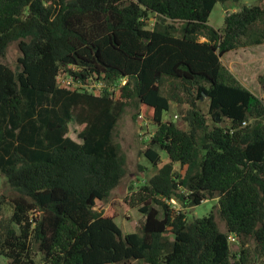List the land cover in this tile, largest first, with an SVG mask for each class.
Instances as JSON below:
<instances>
[{"label": "trees", "instance_id": "1", "mask_svg": "<svg viewBox=\"0 0 264 264\" xmlns=\"http://www.w3.org/2000/svg\"><path fill=\"white\" fill-rule=\"evenodd\" d=\"M225 2L241 8L216 30L208 18ZM13 43L15 68L0 61L8 264H264V99L221 61L264 44V0H0V59ZM63 74L81 86L62 87ZM96 82V94L82 87ZM166 82L185 99V129L163 119L179 100ZM128 106L154 126L144 158L167 162L125 199L143 220L124 235L98 204L126 173L113 134ZM212 199L190 223L167 203Z\"/></svg>", "mask_w": 264, "mask_h": 264}, {"label": "rangeland", "instance_id": "2", "mask_svg": "<svg viewBox=\"0 0 264 264\" xmlns=\"http://www.w3.org/2000/svg\"><path fill=\"white\" fill-rule=\"evenodd\" d=\"M246 1V0H243ZM241 5L232 2L216 3L208 18V25L216 30L223 27L224 18L234 12H238ZM150 20L147 23V29L152 28L155 17L149 16ZM203 41V39H201ZM221 59L223 65L229 70L232 69L239 77L245 79L250 78L255 81L256 90H252L253 94L260 99L264 97V44L260 46H243L237 48ZM235 55V56H228ZM250 61L248 66L235 64L241 59ZM19 51L15 43L10 44L4 58L0 61L8 67L14 69L16 66ZM246 57V58H245ZM61 85H65L68 81L66 76L61 75L58 79ZM95 85V84H94ZM175 89L171 82H166L163 87V94L170 96L172 93L178 96L179 100L173 99L169 111L163 114V119L172 121L185 129L186 122L184 120L187 104L182 94H175ZM198 107L203 114H207V101L202 99L198 103ZM137 111L132 106H128L124 113L119 118L114 130L113 140L120 147L121 153L125 157V176L119 185L112 191L110 197L105 203L98 204V209L104 216L112 217L115 224L119 227L121 232L125 234L134 233L139 227V222L143 220L142 215L136 209H130L125 203V199L130 193L143 186L153 175L156 174L159 167L167 162L164 153H160L161 162L158 166H152L143 156V151L147 146L151 130L154 128L153 124L148 121L137 118ZM76 127L70 125L69 136L76 139ZM176 173H184L180 171L179 166L174 165ZM13 192L10 190L5 179L0 176V216H8L10 208L8 206L10 197ZM217 205V200H206L198 206H185L183 207L178 202H175L174 212H181L185 215V220L190 223L194 219L202 218L208 215L213 208ZM219 229L224 231L223 223L217 218ZM171 238L170 235H168ZM239 244L238 242L230 244L231 250L236 251ZM36 258H39L37 255ZM0 264H8L7 261L0 256ZM140 264V263H131Z\"/></svg>", "mask_w": 264, "mask_h": 264}, {"label": "built area", "instance_id": "3", "mask_svg": "<svg viewBox=\"0 0 264 264\" xmlns=\"http://www.w3.org/2000/svg\"><path fill=\"white\" fill-rule=\"evenodd\" d=\"M60 76L61 75H59V77ZM63 76H66V75L63 74ZM59 77H58V79H59ZM66 77H67L68 81L65 83V85H61L62 87H67V86H70V85L73 86V87H76L77 85L81 86V83H76V82H74L72 80V78H69L68 76H66ZM124 84H125V80H122L121 81V85H124ZM82 87L87 88L88 91H91L92 93L96 94V93H98L100 91V89L105 87V85L103 83H101V82H96V83L89 84L88 86L82 84ZM110 90L114 91L113 88H111ZM140 119H141V117H140ZM167 203L172 205V208H174V205H175V201L174 200H170ZM227 238H228L229 242H235L236 241L235 237L232 236V235L228 236Z\"/></svg>", "mask_w": 264, "mask_h": 264}, {"label": "crops", "instance_id": "4", "mask_svg": "<svg viewBox=\"0 0 264 264\" xmlns=\"http://www.w3.org/2000/svg\"><path fill=\"white\" fill-rule=\"evenodd\" d=\"M225 56H227V55H225ZM224 56V57H225ZM228 56H235V55H228ZM239 58L241 59V61L239 60L238 62H236V66L237 67H239V65H243V66H248V64H249V62L250 61H248V60H243L242 59V55H239ZM246 58V57H245ZM223 64V63H222ZM229 71L236 77V79L240 82V84L242 85V86H244L246 89H248L250 92H252V90H256V88H258V87H256L255 86V81L254 80H252L251 81V83H247V82H250V78L249 79H245V78H243V77H239L238 75H237V73L235 72V71H233L232 69H229ZM253 93V92H252ZM263 99H264V97H263Z\"/></svg>", "mask_w": 264, "mask_h": 264}, {"label": "water", "instance_id": "5", "mask_svg": "<svg viewBox=\"0 0 264 264\" xmlns=\"http://www.w3.org/2000/svg\"><path fill=\"white\" fill-rule=\"evenodd\" d=\"M251 3H249V5H250ZM217 119H218V117H217ZM221 127H224V124L223 123H221Z\"/></svg>", "mask_w": 264, "mask_h": 264}]
</instances>
